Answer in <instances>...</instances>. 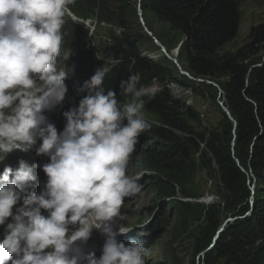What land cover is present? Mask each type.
I'll list each match as a JSON object with an SVG mask.
<instances>
[{
  "label": "clouds",
  "instance_id": "1",
  "mask_svg": "<svg viewBox=\"0 0 264 264\" xmlns=\"http://www.w3.org/2000/svg\"><path fill=\"white\" fill-rule=\"evenodd\" d=\"M72 2L0 0V160L14 149H32L37 140L36 154L49 157L39 194L24 196L18 188V182L37 178L23 160L15 171L5 167L0 173V225L11 217L0 240V264H146L143 242L118 241L129 228L114 230L111 223L124 219V198L141 191L143 174H126L138 137L151 128L141 111L146 93L138 87L139 76L120 81L124 103L114 91L105 93L109 69H96L78 89L86 93L78 106L63 113L66 124L59 134L43 114L67 92L57 57ZM67 56L68 51L64 60ZM94 228L105 237L99 258L74 243L86 242Z\"/></svg>",
  "mask_w": 264,
  "mask_h": 264
},
{
  "label": "trees",
  "instance_id": "2",
  "mask_svg": "<svg viewBox=\"0 0 264 264\" xmlns=\"http://www.w3.org/2000/svg\"><path fill=\"white\" fill-rule=\"evenodd\" d=\"M241 1L138 2L146 28L169 54L177 49L181 68L192 78L203 81L197 82L184 74L181 78L171 76L172 79L198 96L207 92L213 99L218 90L205 80L216 83L222 103L234 120L221 111V119L214 127L195 131L190 121L197 122L198 115L168 89L142 97L143 108L158 122L151 133H143L153 139L151 145L149 140L143 145L145 156L151 158L154 154V160L167 170L168 181H160V186L173 192L180 172L200 144L204 147L202 158L208 167H215L223 197L220 203L203 208V221L212 227L204 229L205 247L226 217L241 216L225 226L212 248L202 256V264H264V22L252 26L240 46L223 49L236 35ZM69 8L77 17L94 16L97 23L123 29L116 46L117 63L104 80L105 93L112 90L119 98L112 85L118 75L126 76L122 69L125 65L140 78L148 75L147 84L160 77L161 63L175 66L163 54L156 61L144 57L146 47L153 51L160 49L138 23L136 4L133 6L130 0H73ZM129 10L134 13L133 19L128 17ZM200 234L205 233L202 230ZM148 243L143 242L144 246Z\"/></svg>",
  "mask_w": 264,
  "mask_h": 264
},
{
  "label": "rangeland",
  "instance_id": "3",
  "mask_svg": "<svg viewBox=\"0 0 264 264\" xmlns=\"http://www.w3.org/2000/svg\"><path fill=\"white\" fill-rule=\"evenodd\" d=\"M130 2L133 6L136 4L138 10L139 0H136V3L133 0ZM133 15L134 13L129 10V19L136 16L139 23L137 11L134 17ZM239 17L236 35L223 49L233 50L240 46L246 41L250 28L264 22V0H242ZM65 19L66 23L62 29L64 37L61 45V57H57V71L63 64L66 72L64 84L67 87V92L61 104L43 113L47 121L56 127L57 132L63 131L66 124L63 113L70 108L77 107L79 100L86 94L78 92L83 83L94 74L96 69L103 66L110 70L116 65V46L120 38L119 35L123 31L122 28H116L105 22L97 23L94 16L82 18L72 14ZM146 49L142 54L151 61H156L162 55L160 50L153 51L147 47ZM67 51L68 56L64 60ZM171 53L176 57L175 50H172ZM122 69L126 72V76L118 75L119 77L117 76V80L112 86L118 91L119 98L116 99L119 102L127 103L128 98L120 94L119 83L122 79L127 78V74L128 76L133 75V71L129 65H125ZM160 70V77L153 78L148 84L146 80L148 75L141 78L139 75L138 87L145 89V95L157 93L162 88L168 89L174 98L184 102L198 115L197 122L190 121L195 131L214 127L221 119L222 111L218 104V102H222V99L217 84H212L218 90L215 99L207 92L203 96H198L191 88L181 85L177 79H172L171 76L181 78V73L176 66H169L163 62ZM168 84V87L172 86L173 88H167L165 85ZM141 111L143 117L151 124V128L147 130L151 133L153 128L158 125L157 119L144 108ZM179 134L183 136V134ZM146 140H149L151 145L153 139L147 138L142 133L138 137L135 150L130 157L126 174L129 176L143 174L138 181L141 184V191L133 197L124 198V204L120 209V216L124 219L113 218L111 223L114 230L122 226L129 228L126 233L119 234L116 239L124 242L125 245L134 237L139 238L142 242H149L145 246L148 248V255L145 257L146 264H196V255L207 243L204 229L212 228L203 221V208L220 203L223 197V190L215 167L213 165L208 167L205 159L202 158L203 152L201 151L204 147L203 144H200L198 151L192 155L186 162V167L180 172L179 182L174 183L172 192L169 187L160 186V181H168L167 170L154 160V154L151 158L145 156L146 151L143 143ZM36 177L35 181H29L32 185L38 183L41 185L43 176L36 175ZM252 184L254 186V181ZM146 221L148 223L144 224ZM202 230L205 234H200ZM104 242L105 237L98 229L94 228L86 242L81 244L80 241H76L74 243L80 246L85 254L93 252L95 257L99 258ZM198 264H202V258L198 260Z\"/></svg>",
  "mask_w": 264,
  "mask_h": 264
},
{
  "label": "water",
  "instance_id": "4",
  "mask_svg": "<svg viewBox=\"0 0 264 264\" xmlns=\"http://www.w3.org/2000/svg\"><path fill=\"white\" fill-rule=\"evenodd\" d=\"M137 14H138V16H139L140 24H141L143 30H144V31L147 33V35L152 39V41L154 42V44H155L156 46L159 47L160 52H161L163 55H165V57H167L169 60H171V61L174 63V65L179 69V72H180L181 74L186 75V76L189 77L190 79H194V78H192V77L188 74V72H186L185 70H183V69L181 68L179 62L177 61V58H176L172 53L169 54V53L166 51L165 47H164L160 42H158V40H157V39L151 34V32L146 28V26L144 25V22H143V20H142V17H141V10H140V8H139V4H138ZM175 52L177 53V49H175ZM194 80H197V81H203L202 79H198V78H197V79H194ZM205 82H206V83H210V84H214L213 82H210V81H207V80H205ZM218 104L220 105L221 110L223 111V113H224V114H225L230 120H232V121L234 122V120L232 119V117H231L230 114H229L228 109L223 105V103H222V102H218ZM241 169H242V168H241ZM242 170H243V169H242ZM250 190H251V193H253V184L250 186ZM249 203H250V208H251V207H252V204H253V197H252V195H251L250 198H249ZM249 212H250V210L247 211V212L245 213V215H246L247 213H249ZM240 217H241V216L226 217V218L222 221V223L219 225V227H218L217 230L215 231L214 235L212 236L211 241L209 242V244H208L203 250H201V251L196 255V264H197V261H198L199 257H200L201 255H204L205 252H207L209 249L212 248V246L215 244L216 240L218 239L220 233L224 230L225 226H226L228 223H230V222H232L233 220H235L236 218H240Z\"/></svg>",
  "mask_w": 264,
  "mask_h": 264
},
{
  "label": "built area",
  "instance_id": "5",
  "mask_svg": "<svg viewBox=\"0 0 264 264\" xmlns=\"http://www.w3.org/2000/svg\"><path fill=\"white\" fill-rule=\"evenodd\" d=\"M166 86H167V88H170V89H171V88H173L172 86L168 87V86H169V84H168V85H166Z\"/></svg>",
  "mask_w": 264,
  "mask_h": 264
},
{
  "label": "bare ground",
  "instance_id": "6",
  "mask_svg": "<svg viewBox=\"0 0 264 264\" xmlns=\"http://www.w3.org/2000/svg\"><path fill=\"white\" fill-rule=\"evenodd\" d=\"M202 256H203V255H201V256L199 257V259L202 258ZM199 259H198V260H199ZM197 264H198V261H197Z\"/></svg>",
  "mask_w": 264,
  "mask_h": 264
}]
</instances>
